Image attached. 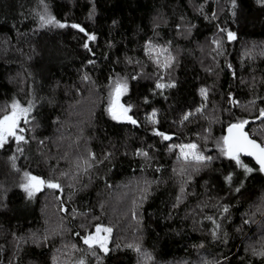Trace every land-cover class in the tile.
<instances>
[{
  "label": "trees",
  "instance_id": "trees-1",
  "mask_svg": "<svg viewBox=\"0 0 264 264\" xmlns=\"http://www.w3.org/2000/svg\"><path fill=\"white\" fill-rule=\"evenodd\" d=\"M15 107L0 264H264V176L223 144L264 146V0H0Z\"/></svg>",
  "mask_w": 264,
  "mask_h": 264
},
{
  "label": "water",
  "instance_id": "water-1",
  "mask_svg": "<svg viewBox=\"0 0 264 264\" xmlns=\"http://www.w3.org/2000/svg\"><path fill=\"white\" fill-rule=\"evenodd\" d=\"M227 157L241 155L252 160L264 176V146L255 140L244 124H229L223 134ZM55 189L58 188L56 184Z\"/></svg>",
  "mask_w": 264,
  "mask_h": 264
},
{
  "label": "rangeland",
  "instance_id": "rangeland-1",
  "mask_svg": "<svg viewBox=\"0 0 264 264\" xmlns=\"http://www.w3.org/2000/svg\"><path fill=\"white\" fill-rule=\"evenodd\" d=\"M123 90L118 89L113 94L112 100L110 102V110L114 112V114H118L122 117H124V107L122 103L120 102V96L122 94ZM25 109L24 108H17L15 107L12 109L11 113L0 122V137L3 136L4 132L6 130H9L10 128L14 127L16 122L20 119L21 116L25 115ZM179 155L183 158H191V159H203L202 153H199L196 150L195 144H187L179 149ZM31 187L39 189L43 186L44 182H42L39 178H32L30 181ZM263 230V229H262ZM102 231L97 233V236L101 234ZM96 236V237H97ZM93 238V236L91 237ZM90 238V239H91ZM89 239V240H90ZM93 240V239H91ZM84 253H87L89 255L95 253V248L91 246L90 244H86L84 247ZM215 264V263H214Z\"/></svg>",
  "mask_w": 264,
  "mask_h": 264
}]
</instances>
